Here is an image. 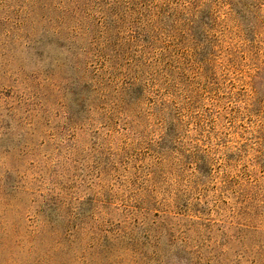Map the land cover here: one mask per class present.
Here are the masks:
<instances>
[{
	"label": "rangeland",
	"instance_id": "obj_1",
	"mask_svg": "<svg viewBox=\"0 0 264 264\" xmlns=\"http://www.w3.org/2000/svg\"><path fill=\"white\" fill-rule=\"evenodd\" d=\"M102 1L0 0V264H264V0Z\"/></svg>",
	"mask_w": 264,
	"mask_h": 264
},
{
	"label": "trees",
	"instance_id": "obj_2",
	"mask_svg": "<svg viewBox=\"0 0 264 264\" xmlns=\"http://www.w3.org/2000/svg\"><path fill=\"white\" fill-rule=\"evenodd\" d=\"M96 2H97V8L99 6V11L103 14L104 27H105L104 32H103V34H104L103 36H104V39L105 40L103 42V47L101 49V53L103 54L104 57L106 55L108 56L107 61L110 64V62H111L110 61L111 55L114 54V53H116L117 50H118V48H117L118 45H116L117 44V36L114 34V32L116 31V26H115V24H116V22H115V15H116V13H115L114 8L107 7V5L105 7L104 1H102V0H96ZM152 27H153V23H150V21H148V25L145 24V27H143V29H142L143 32L141 33V40L143 41V44L145 43V40H146V43H145V47L146 48H147V45L149 44V39L148 38L149 37L155 38V34L154 33H151V31H153ZM84 34L85 33H83L82 30H81V31H75V34L69 35V40H71L72 38L74 39V43L73 44H75V41L81 42V45H82V46H80L81 47L80 48L81 55L82 54L83 55L88 54V49H89V46H88V43H87L88 41L84 37L85 36ZM112 41H113V44H114V47L115 48L111 50V55H110V53H108V51H110V45H111V42ZM160 63L157 64V63H154L153 62V64L150 65L149 63H144L143 62L142 63L143 65H142V69L141 70H140V64H141V62H137V63L131 65V69L134 71L133 75H131V78H132L133 81H131L128 84L129 87H127L125 89L123 88V90H126L125 91V96H126V93H127V91L129 89L130 90L128 91L127 96L128 95L131 96V95L136 94L134 92V90H133L136 85H138L137 90L138 91L139 90H142V92H143V87L142 86H144V87L148 86V82H149L148 79L144 81V77L145 78H150V77H146L145 76V73L147 74L149 72V73H151V76H152V71L155 69V64L156 65H160ZM147 64L149 66V70H146ZM162 73H163L165 79H163V80L162 79H158V81H157L156 84L159 85V86H162L163 84L171 85L170 82H169V80H170V78L175 73L174 68L170 67L168 65V63H167V64H165L163 66ZM155 75H159V72L158 71H155ZM79 89H80V91L77 92V95L79 97H81V95L83 93H85L83 95L80 103L81 104H86L87 100L89 99L88 92L91 90L90 89V86L83 85V86L79 87ZM83 89H85V90H83ZM120 97H121L120 100L122 102V97H123L122 92H121V96ZM74 102H75V100H74ZM124 104L125 105H128L129 104V101L125 102ZM44 220H45L44 221L45 222V227H43L44 229L42 230V233L46 232L47 229L48 230L49 229H52L53 227H50V226H52L53 223H54V219L52 217L50 218V215H47ZM40 230H39V232H40ZM35 234H38V231L37 232L35 231ZM33 240L34 239H32V241Z\"/></svg>",
	"mask_w": 264,
	"mask_h": 264
}]
</instances>
